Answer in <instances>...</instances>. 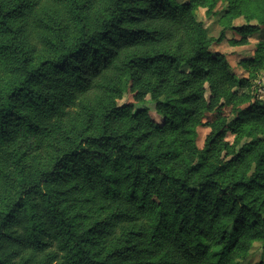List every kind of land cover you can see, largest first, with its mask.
I'll list each match as a JSON object with an SVG mask.
<instances>
[{"label": "trees", "instance_id": "trees-1", "mask_svg": "<svg viewBox=\"0 0 264 264\" xmlns=\"http://www.w3.org/2000/svg\"><path fill=\"white\" fill-rule=\"evenodd\" d=\"M217 1L0 0V264H240L255 243L264 254V48L240 62L245 78L210 56L194 12ZM223 1L228 22H247L223 30L264 28V0ZM128 90L137 104L150 95L160 121L119 104ZM39 132L42 162L23 150Z\"/></svg>", "mask_w": 264, "mask_h": 264}, {"label": "rangeland", "instance_id": "rangeland-1", "mask_svg": "<svg viewBox=\"0 0 264 264\" xmlns=\"http://www.w3.org/2000/svg\"><path fill=\"white\" fill-rule=\"evenodd\" d=\"M180 2H185L186 0H179ZM225 10H226V1L218 0L215 8L211 12V14L206 13V9L198 8L195 12V18L197 21L203 23L204 27L207 30V39L209 40V48L207 53L210 56H213L216 53L224 54L228 62L230 64L231 72L238 78L247 77V73L240 66V62L242 60H248L255 57V55H261L263 52L261 51L264 48V28L260 27L257 32L246 33L244 35H239L229 28L223 30V26H234L239 27L245 25L247 22L242 18L234 19L233 21L228 22V19L225 18ZM35 13H37L35 11ZM62 12H58V16H60ZM21 25V23L18 22ZM249 24H257L255 19L251 20ZM36 28L33 25H29L26 29L23 30L22 36L25 37L28 43L33 46L35 50H38V44L36 43L35 35ZM222 38L220 39V37ZM2 40H6L9 36H4V34L0 35ZM4 55H0V86H4V82L7 81L9 75L6 71L7 62L4 59ZM259 85L261 89L258 93V100L264 102V72L260 75ZM258 81H256L257 84ZM207 88V86H206ZM205 96L208 98L209 93L208 90L205 93ZM119 104H133L134 110L146 109L151 116V118L155 121H160V117L158 116L155 109V102L152 101L151 96L147 95L142 104H137L134 101V93L129 90L126 91L122 98L118 101ZM216 112L210 114L208 118L204 122H212L216 118ZM220 115L226 117L227 119L232 117L230 113V107L223 106L220 110ZM197 145L199 148H202L204 142L210 133V127L206 124L197 128ZM227 140L232 142L234 140L232 135L227 136ZM248 138H244L241 140L239 147L243 144L249 142ZM30 142V143H29ZM37 143V146L33 149L31 146ZM47 141L43 139V135L39 132L32 136L30 140H27L26 143L23 144V150L29 149L28 152V160L37 159L42 162L46 160L49 156L48 149L46 147ZM238 147V148H239ZM4 192V189L0 185V199ZM264 262V254L262 253L261 243H255L250 250L249 255L242 259L240 264H256L259 261Z\"/></svg>", "mask_w": 264, "mask_h": 264}]
</instances>
